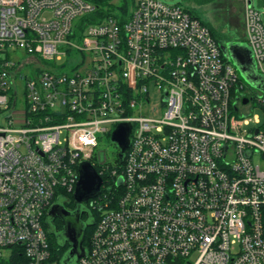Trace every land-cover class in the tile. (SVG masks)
Masks as SVG:
<instances>
[{"label":"built area","instance_id":"1","mask_svg":"<svg viewBox=\"0 0 264 264\" xmlns=\"http://www.w3.org/2000/svg\"><path fill=\"white\" fill-rule=\"evenodd\" d=\"M131 2L127 15L112 2V15L90 20L91 0H0V114L11 111L0 124V250L60 264L45 217L127 123L131 146L95 203L79 264H264V118L254 114L264 93L189 9ZM244 2L264 77L262 13ZM19 51L43 63L35 76L20 75Z\"/></svg>","mask_w":264,"mask_h":264},{"label":"water","instance_id":"2","mask_svg":"<svg viewBox=\"0 0 264 264\" xmlns=\"http://www.w3.org/2000/svg\"><path fill=\"white\" fill-rule=\"evenodd\" d=\"M251 4L252 2H250ZM262 7H264V2L259 0L257 8L261 9ZM221 48L224 55L236 66L248 85L264 93V77L257 72L250 47L244 42H239L222 45ZM244 103H248V101ZM131 133L132 126L123 123L111 135V143L116 144L119 148V160L121 163L124 162L126 152L131 146ZM79 174V181L73 194L77 210L71 213L65 207L67 201L64 198H59L47 215L49 233L55 234L58 245L61 247H65L67 243L71 245V249L63 255L60 261L61 264H78V261L87 255V250L83 246L87 226L81 223L79 206L90 200L97 199L102 194L104 185L103 177L90 161H84L80 164ZM121 183L122 179L118 181V185ZM57 218L62 221V230L60 231L53 224Z\"/></svg>","mask_w":264,"mask_h":264},{"label":"rangeland","instance_id":"3","mask_svg":"<svg viewBox=\"0 0 264 264\" xmlns=\"http://www.w3.org/2000/svg\"><path fill=\"white\" fill-rule=\"evenodd\" d=\"M166 2L169 5H182L184 8L189 9L193 14L198 16L202 21L210 24L214 29L222 34L226 35V41L224 45L231 43H239L246 36L245 29V18H246V5L244 0H214L213 2L201 3V0H160ZM258 1L251 0L253 2L255 9L258 10ZM264 2V0H262ZM123 0H113L114 6L121 5ZM263 17L264 23V7L260 10ZM17 61L22 62V69L19 71L22 76L33 77L37 74V69L43 68V63L35 61L32 57H27L23 51H19L15 57ZM31 59V60H29ZM233 66H235L232 63ZM236 67V66H235ZM238 71V70H237ZM239 72V71H238ZM240 74V72H239ZM241 76V74H240ZM244 83L248 84L241 76ZM17 93L19 99H22L24 91L23 79L19 78L17 81ZM23 109L22 105L18 107V110ZM11 111H5L0 114V124L4 117L9 116ZM255 115H259L263 120L264 115L260 109L255 110ZM98 153L101 152L102 156L106 154L107 163L111 166H119L118 162V147L116 144L111 143V136H107L100 140L99 147L97 149ZM69 195L64 198L67 202H70ZM68 197V198H67ZM0 261L9 260L13 253L11 249H1Z\"/></svg>","mask_w":264,"mask_h":264},{"label":"trees","instance_id":"4","mask_svg":"<svg viewBox=\"0 0 264 264\" xmlns=\"http://www.w3.org/2000/svg\"><path fill=\"white\" fill-rule=\"evenodd\" d=\"M92 2H94L96 5H98L99 11L94 15V16H90L88 18H90V20H96L99 18H104L106 16L112 15L111 13L113 11H115V7L113 6L112 2L113 0H91ZM214 0H201V3H205V2H213ZM131 0H123L122 4H121V11L124 15H127L129 13L130 10V6H131ZM108 9V10H106ZM190 14L192 16H195L197 18H199L198 16H196L195 14H193L190 10H189ZM201 20V19H200ZM210 30L211 33L213 35V37L215 38V40L222 46L224 45V43L226 41H228L226 39V35L220 33L219 31H217L216 29H214L210 24L205 23L204 21H202ZM241 42L245 43V38L243 40H239ZM102 153L100 152V155L98 153H96V155L94 156V158L91 160L92 164L95 166L96 170L98 171L99 174L102 173V171H104L105 173L102 175L103 179H104V183L105 186L107 184V179H108V175L110 174V172L112 171V169L114 168H118L121 167V163L120 160L118 159L119 162V166H111L109 165V163H107L106 161H104V158H101ZM103 162V163H102ZM70 197V202L67 203L69 206L74 207V198H73V193L69 194ZM67 197V198H68ZM93 213H94V217H95V223L92 224L86 232V237H85V241H84V246L87 248L91 242V237L92 234L97 226L98 221L101 218V211L94 206L93 208ZM56 226V225H55ZM44 227L46 229V231L48 232V237H49V243H50V248L51 251L53 252V258L54 260L61 261L63 255L66 253V250L68 248V245L66 247H61L58 245L57 243V239L55 234H51L49 233V227L47 225V215L45 217L44 220ZM57 230H59L58 226H56ZM0 264H26V259H25V255L23 254V251H21L19 248H14L13 249V253L10 256L9 260L7 261H0ZM61 264V263H60Z\"/></svg>","mask_w":264,"mask_h":264},{"label":"flooded vegetation","instance_id":"5","mask_svg":"<svg viewBox=\"0 0 264 264\" xmlns=\"http://www.w3.org/2000/svg\"><path fill=\"white\" fill-rule=\"evenodd\" d=\"M118 147V146H117ZM119 149V148H118ZM119 154H120V151H118V158H119ZM104 161H106L107 162V159H106V154L104 155ZM106 188V186H105V184H104V186H103V188H102V194L100 195V198H98L97 200H90L89 202H85V203H83L82 205H80L79 207H80V211H81V223H83L85 226H87L86 227V232H87V229L92 225V224H94L95 223V217H94V213H93V208H94V206H95V203H96V201L98 202L100 199H101V197H102V195H103V193H104V189ZM65 207H66V209L68 210V211H70L71 213H73V212H75L76 210H77V206L76 205H74V207H72V206H69L67 203H65ZM99 210H100V207L98 208ZM54 225H56V226H58V228H59V230H62V221H61V219H56L55 221H54V223H53ZM68 245V248H67V250H66V252L68 251V250H70L71 249V245L70 244H66V246ZM65 246V247H66ZM84 246V245H83ZM84 248H85V246H84ZM86 249V248H85ZM78 264H79V261H78Z\"/></svg>","mask_w":264,"mask_h":264},{"label":"crops","instance_id":"6","mask_svg":"<svg viewBox=\"0 0 264 264\" xmlns=\"http://www.w3.org/2000/svg\"><path fill=\"white\" fill-rule=\"evenodd\" d=\"M22 116L23 115L21 113H17V117H18V121H19L18 123H20V121L22 120Z\"/></svg>","mask_w":264,"mask_h":264}]
</instances>
